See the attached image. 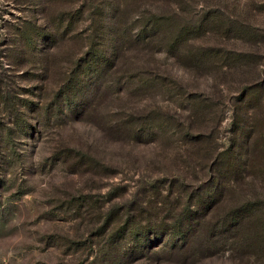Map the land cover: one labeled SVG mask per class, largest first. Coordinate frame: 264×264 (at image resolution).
Returning <instances> with one entry per match:
<instances>
[{
    "label": "rangeland",
    "instance_id": "rangeland-1",
    "mask_svg": "<svg viewBox=\"0 0 264 264\" xmlns=\"http://www.w3.org/2000/svg\"><path fill=\"white\" fill-rule=\"evenodd\" d=\"M79 1L0 0V264H95L107 223L109 234L135 208L179 210L211 175L205 153L188 157L209 145L193 143L197 135L214 136L215 156L248 137L264 163V0H85L67 40L45 43ZM109 30L126 36L104 86L84 112L51 119L64 78ZM75 34L86 48L71 57ZM191 253L131 264H235L227 251Z\"/></svg>",
    "mask_w": 264,
    "mask_h": 264
},
{
    "label": "trees",
    "instance_id": "trees-1",
    "mask_svg": "<svg viewBox=\"0 0 264 264\" xmlns=\"http://www.w3.org/2000/svg\"><path fill=\"white\" fill-rule=\"evenodd\" d=\"M79 2L82 3L83 9L76 12L78 14L73 13L67 17L61 14L62 17L55 21V32L53 30L44 33L45 43L59 45V41L67 40L71 31L69 28L75 23L77 25L80 15L89 7V2ZM117 2L122 3L120 0ZM120 18V12H114L110 24H115ZM66 21H69V24ZM92 21L96 24V33H99V23L94 15ZM106 32V43L98 45L95 42L89 46L85 56L76 63L77 69L69 76L63 77L65 81L60 93L48 107V110H56L51 119L64 113L68 107H74L75 114L84 112L87 103L85 100L90 93L104 86L102 80L116 64L117 53L122 49L121 43L125 41L126 36V31ZM145 37L149 38L147 32ZM72 39L77 41L75 46L81 42V47L71 57L76 53L83 55L81 51L86 48V44L83 46L82 37L75 34ZM173 47H178V42L173 44ZM176 51L177 48H174L175 53ZM49 69L50 65L46 62L42 68L44 80L48 79ZM149 81L152 84L153 81ZM80 89L88 94L81 98L72 94ZM248 93L241 98L245 103L252 99L251 94L248 98ZM78 98L80 103L75 102ZM30 104L35 107L34 111L43 108L33 101H30ZM48 110L46 116L50 119ZM239 122H236V130H245L246 125ZM195 139L193 143L209 144L198 150L187 148L191 163L204 160V153L207 155V167L211 175L204 186L192 192L179 210L174 207L170 211L163 209L159 212L151 206L154 212L149 213L148 210L135 208V212L127 218L124 225L112 228L109 234L106 233L111 229V223H107L105 230L99 235L108 236L96 242L99 249L95 264H131L134 258L137 261L150 257L152 253L158 255L155 254L156 251L177 255L187 261L190 252L205 255L217 249L229 252L230 259L235 264H264V163L256 164L255 157L249 154V148L245 144H249L248 137L239 146L231 143L229 147H223L221 150L224 151L218 156H215L218 147L212 146L216 145L214 136L208 138L203 134L197 135ZM173 194L174 192L170 195ZM161 213L166 215L163 217ZM114 214L115 212L110 214L107 222L115 218ZM153 238H156L157 242H152Z\"/></svg>",
    "mask_w": 264,
    "mask_h": 264
}]
</instances>
